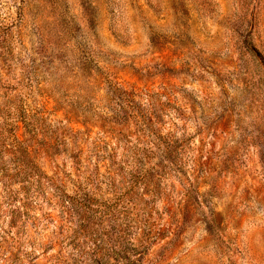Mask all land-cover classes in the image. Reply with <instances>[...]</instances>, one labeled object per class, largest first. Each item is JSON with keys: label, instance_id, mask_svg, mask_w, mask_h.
Returning a JSON list of instances; mask_svg holds the SVG:
<instances>
[{"label": "rangeland", "instance_id": "obj_1", "mask_svg": "<svg viewBox=\"0 0 264 264\" xmlns=\"http://www.w3.org/2000/svg\"><path fill=\"white\" fill-rule=\"evenodd\" d=\"M0 264H264V0H0Z\"/></svg>", "mask_w": 264, "mask_h": 264}]
</instances>
